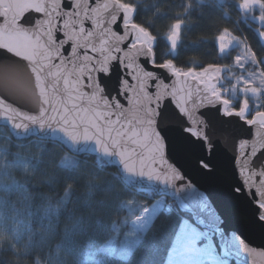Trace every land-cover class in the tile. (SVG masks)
<instances>
[{"label":"snow or ice","instance_id":"obj_1","mask_svg":"<svg viewBox=\"0 0 264 264\" xmlns=\"http://www.w3.org/2000/svg\"><path fill=\"white\" fill-rule=\"evenodd\" d=\"M139 3L0 0V124L17 140L63 138L114 156L129 186L146 181L150 193L167 189L187 218L179 222L165 264H257L264 247L225 229L209 195L174 158L170 133L178 132L190 146L198 173L218 174L226 163L230 194L248 198L255 219L264 224V61L247 45L231 57L239 68L246 62L257 67L250 78L238 76L231 85L233 94L239 87L244 96L229 99L217 81L231 65L185 68L174 58L161 60L156 36L136 20ZM236 9L245 19L253 13L264 46V0H236ZM182 24L174 20L165 34L173 57ZM233 39L229 29L216 36L221 58ZM11 98L23 99L30 110L14 106ZM173 120L179 125L168 123ZM63 166L71 168L72 162ZM165 203L155 201L150 215L133 224L138 239L119 247L109 241L87 252L85 264H104L103 257L127 260L144 244Z\"/></svg>","mask_w":264,"mask_h":264},{"label":"trees","instance_id":"obj_2","mask_svg":"<svg viewBox=\"0 0 264 264\" xmlns=\"http://www.w3.org/2000/svg\"><path fill=\"white\" fill-rule=\"evenodd\" d=\"M247 16L237 11L236 0H140L136 12L137 22L156 36L161 60L174 58L185 68L210 62L231 65L222 68L220 85L228 89L229 99L233 82L223 75H240L231 57L243 52L241 46H249L264 61L258 22ZM176 19L183 24L173 57L165 34ZM223 29L240 45L221 58L216 36ZM256 67L251 63L246 68L254 72ZM65 161L72 167H64ZM161 199L169 201L129 186L117 168L98 157L74 156L54 141L17 140L0 126V264H85L90 250L109 241L119 247L133 220ZM186 218L176 206L165 210L127 260L103 257L104 264H165L179 222Z\"/></svg>","mask_w":264,"mask_h":264},{"label":"water","instance_id":"obj_3","mask_svg":"<svg viewBox=\"0 0 264 264\" xmlns=\"http://www.w3.org/2000/svg\"><path fill=\"white\" fill-rule=\"evenodd\" d=\"M222 75V71H221ZM221 83V78L217 81V85ZM14 106L19 107L23 110H30V105L26 104L25 101L21 98H11L9 100ZM2 123V122H0ZM173 125H179L178 120L169 121ZM0 126L7 125L0 124ZM9 129V128H8ZM10 130V129H9ZM11 132V131H10ZM202 134V130H201ZM171 136L175 139L174 144V158L181 165L183 171L187 173V179L192 180L201 191H205L210 200L213 203L214 208L221 214L224 227L226 230L235 231L238 234H242L243 237L250 242L252 246L255 247H264V224H260L254 215V210L248 202V198L241 196L239 198L234 197L230 194L229 184L231 183V173L230 170L227 169L225 163V169L215 175H202L198 173L194 168V157L192 156V151L190 146L183 141V138L180 136L178 132L170 133ZM37 138L40 140L46 141H54L61 143L64 145L68 151L74 156H81L84 154L93 155L95 157H99L104 160L108 165L114 166L117 168L121 174V176L125 179V174L117 162L116 157H105L98 151L84 150L83 145H76L71 143L63 138H50L43 135L38 136H29L28 138ZM212 139H216V136L213 135ZM229 151H231V145H226ZM182 183V182H181ZM147 182H137L133 186L139 188H147ZM157 193V192H156ZM157 195L159 197H165L174 202L179 209L177 201L173 199L170 195H168V190L158 192ZM180 211V210H179ZM264 216V212L261 213ZM257 264H264V259H260L257 261Z\"/></svg>","mask_w":264,"mask_h":264},{"label":"rangeland","instance_id":"obj_4","mask_svg":"<svg viewBox=\"0 0 264 264\" xmlns=\"http://www.w3.org/2000/svg\"><path fill=\"white\" fill-rule=\"evenodd\" d=\"M248 14L251 15L250 16V19H251V17L253 16V13H248ZM238 45H240V43L237 42V40L233 39L232 42L229 44L228 49H226V51H229L230 48L237 47ZM241 47L244 48V46H241ZM248 64H251V62H246L243 68H239V67L236 66L237 68H239V71H240V75L239 76L243 75L245 78H250L248 76V73L250 71H249V69L246 68ZM223 76L229 82L232 81L233 84L236 83V78L233 77L232 75H226V74H224ZM231 91H232V94L230 95L231 96L230 99L238 100V99H241L244 96V93L240 92L239 87L236 88L235 94H233V90L232 89H231ZM240 94H241V97H240ZM151 207H152V205L150 207H146L145 209H143L144 210L143 211V214L144 215H141L138 219L133 220V222H132V231L129 233L128 237L125 240H127V241H134V240L138 239L137 233H136V231L133 228V224H140V223H142L143 218L145 217V214L148 213V209L151 208ZM148 214L150 215V213H148Z\"/></svg>","mask_w":264,"mask_h":264}]
</instances>
